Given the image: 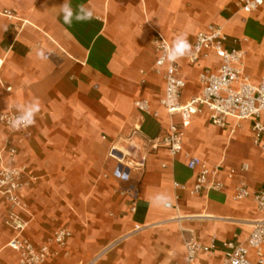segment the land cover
Instances as JSON below:
<instances>
[{
    "label": "crops",
    "instance_id": "1",
    "mask_svg": "<svg viewBox=\"0 0 264 264\" xmlns=\"http://www.w3.org/2000/svg\"><path fill=\"white\" fill-rule=\"evenodd\" d=\"M63 2L0 0V114L40 105L29 135L0 125L17 149L6 163L25 167L31 179L18 194L28 206L21 211L26 236L39 246L57 229L71 232L67 254L43 264H187L191 238L215 245L194 264H222V242H244L262 218L255 200L235 199L234 189L243 181L250 191L264 190V154L253 143L251 120L232 132L233 118L219 127L207 111L183 126L178 155L152 146L171 120L181 123L160 105L165 81L155 68L154 39L161 35L171 45L183 35L192 46L201 29L222 26L226 46L245 51L246 71L256 81L264 71L251 61L250 42L254 35L264 41V6L245 13L238 0H71L73 8L92 9L94 18L68 26ZM179 61L184 103L199 93L200 74L220 59L211 53L195 64ZM144 99L149 113L135 106ZM124 147L135 151L136 165L126 178L116 175L110 158ZM186 154L220 165L215 178L223 187L193 195L176 186L191 187L196 178ZM230 170L233 178L226 176ZM157 194L167 195L170 206L152 203ZM8 211L0 197V264H19L9 247L15 231L4 222Z\"/></svg>",
    "mask_w": 264,
    "mask_h": 264
},
{
    "label": "built area",
    "instance_id": "2",
    "mask_svg": "<svg viewBox=\"0 0 264 264\" xmlns=\"http://www.w3.org/2000/svg\"><path fill=\"white\" fill-rule=\"evenodd\" d=\"M238 6L245 13H252L264 6V0H238ZM1 14L14 17V12L4 10ZM226 35L222 26L210 24L201 29L195 36L190 53L184 56L190 64L200 59H207L211 53L220 59L215 69H206L199 76L200 91L190 97L186 102L180 103V97L186 86L181 76V62H165L158 65L157 60L164 55L169 42L158 35L154 39L156 47L155 68L165 81V91L160 99V105L170 117L180 115L181 123L171 120L166 132L151 140L154 148L163 147L174 157L183 151L184 128L194 115L207 111L210 121L219 127H226L228 119L235 120L231 131L241 126V121L251 120V132L254 145L258 146L264 154V77L253 81L246 71L245 51L238 48H229L225 44ZM10 90V87L7 88ZM135 106L142 112L149 113V102L139 100ZM19 111L9 110L0 114V125L11 133L29 135L30 126L21 129H12L9 120L18 115ZM153 115L157 116V113ZM2 138L0 136V142ZM0 145V197L9 204V211L5 216V223L15 231V236L9 242V247L17 252L20 264H43L48 258L59 254H67L66 243L71 236L67 229H57L49 236L47 241L36 246L25 235L28 222L20 211H27L28 206L22 202L18 193L29 184L25 168L7 164L5 154L12 159L16 147L11 141ZM187 167L196 170V178L191 187L178 185L190 194L196 195L204 190H219L223 187L221 181L216 180L220 172V165L210 166L199 157L186 154ZM248 165L242 164L241 170H247ZM235 171L230 170L226 176L233 178ZM29 178V177H28ZM235 199L251 197L255 200L262 218L255 222L253 229L244 242L236 244L223 241L221 244L225 258L222 264H264V190L250 191L247 185L240 181L235 185ZM186 262L194 264L196 256L200 253L210 254L215 248L214 241L203 244L196 239L186 240Z\"/></svg>",
    "mask_w": 264,
    "mask_h": 264
},
{
    "label": "clouds",
    "instance_id": "3",
    "mask_svg": "<svg viewBox=\"0 0 264 264\" xmlns=\"http://www.w3.org/2000/svg\"><path fill=\"white\" fill-rule=\"evenodd\" d=\"M60 8L63 23L68 26H71L73 21L84 22L94 18V11L92 9L86 8L83 4H78L73 8L71 0H64ZM191 47L185 36H177L170 46H165L164 55L158 58L157 64L163 65L166 61L174 63L179 58L188 55ZM38 56L42 59L47 58L43 50L38 52ZM39 111L40 105L38 101L23 105L19 109V114L9 120V126L17 130L32 126L35 123V117ZM152 203L158 206L168 207L170 206V199L167 195L157 194L153 197Z\"/></svg>",
    "mask_w": 264,
    "mask_h": 264
},
{
    "label": "rangeland",
    "instance_id": "4",
    "mask_svg": "<svg viewBox=\"0 0 264 264\" xmlns=\"http://www.w3.org/2000/svg\"><path fill=\"white\" fill-rule=\"evenodd\" d=\"M252 39L255 40L256 42H254V41L250 42V57H251V61L252 60L255 61L256 64L258 62H261L259 64V67H258L259 69L258 70L259 71H264V41H260L257 38V36H255V35L252 37ZM245 121L246 120L241 121V126L240 127H242V125L243 126L245 125ZM0 136L2 138V141L0 142V145L6 143L5 141H10V136H2V135H0ZM134 152L135 151L129 149V147H124V148H118V149L116 148L110 153V158L117 163L116 164V169H115L116 175H119L120 177H123V178L125 177L126 174H127V177L129 176L130 171L136 167V165H135V157H134L135 153ZM7 156H8V154H5V161L7 159L6 158ZM10 165H12V164H10ZM25 170H26V168H25ZM26 177H27V179L29 180V183H30L31 179L28 178V177H30V175H28V176L26 175ZM6 204H8V203H6ZM8 206H9V204H8ZM22 212L25 213V211H22ZM20 214H22V213H20ZM4 221H5V218H4ZM25 232H26V230H25ZM25 235H26V233H25ZM18 263H19V261H18Z\"/></svg>",
    "mask_w": 264,
    "mask_h": 264
},
{
    "label": "water",
    "instance_id": "5",
    "mask_svg": "<svg viewBox=\"0 0 264 264\" xmlns=\"http://www.w3.org/2000/svg\"><path fill=\"white\" fill-rule=\"evenodd\" d=\"M127 177V174L125 175V177L124 178H126Z\"/></svg>",
    "mask_w": 264,
    "mask_h": 264
}]
</instances>
